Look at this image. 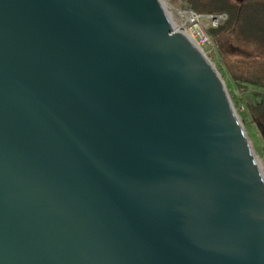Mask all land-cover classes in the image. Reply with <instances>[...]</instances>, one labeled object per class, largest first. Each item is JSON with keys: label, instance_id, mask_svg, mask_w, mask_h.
I'll use <instances>...</instances> for the list:
<instances>
[{"label": "water", "instance_id": "1", "mask_svg": "<svg viewBox=\"0 0 264 264\" xmlns=\"http://www.w3.org/2000/svg\"><path fill=\"white\" fill-rule=\"evenodd\" d=\"M0 264H264V172L162 0H0Z\"/></svg>", "mask_w": 264, "mask_h": 264}, {"label": "trees", "instance_id": "2", "mask_svg": "<svg viewBox=\"0 0 264 264\" xmlns=\"http://www.w3.org/2000/svg\"><path fill=\"white\" fill-rule=\"evenodd\" d=\"M180 1L199 14L227 15L207 32L256 126L264 127V0Z\"/></svg>", "mask_w": 264, "mask_h": 264}, {"label": "rangeland", "instance_id": "3", "mask_svg": "<svg viewBox=\"0 0 264 264\" xmlns=\"http://www.w3.org/2000/svg\"><path fill=\"white\" fill-rule=\"evenodd\" d=\"M242 1V0H241ZM164 5H166L170 18L173 21L177 20V9L182 7L180 0H162ZM204 54L210 60L218 73L221 75L225 87L228 90L229 96L234 103L235 111L237 116L239 117V121L245 130L248 140L252 146L253 152L258 158L260 163V167L264 172V140L261 134V131L256 126L254 118L251 116L249 111L246 109L245 101L243 100V96L239 93V91L234 87L233 82L229 74H227L226 68L224 66L223 60L221 59V55L217 50H214L210 47H205L203 49Z\"/></svg>", "mask_w": 264, "mask_h": 264}, {"label": "built area", "instance_id": "4", "mask_svg": "<svg viewBox=\"0 0 264 264\" xmlns=\"http://www.w3.org/2000/svg\"><path fill=\"white\" fill-rule=\"evenodd\" d=\"M227 20L228 17L225 14H199L188 6H182L177 9V20L173 21V25L176 30L188 35L200 49L203 50L205 47H210L217 50L207 30L209 27H218Z\"/></svg>", "mask_w": 264, "mask_h": 264}, {"label": "bare ground", "instance_id": "5", "mask_svg": "<svg viewBox=\"0 0 264 264\" xmlns=\"http://www.w3.org/2000/svg\"><path fill=\"white\" fill-rule=\"evenodd\" d=\"M171 15V14H170Z\"/></svg>", "mask_w": 264, "mask_h": 264}, {"label": "flooded vegetation", "instance_id": "6", "mask_svg": "<svg viewBox=\"0 0 264 264\" xmlns=\"http://www.w3.org/2000/svg\"><path fill=\"white\" fill-rule=\"evenodd\" d=\"M264 140V139H263Z\"/></svg>", "mask_w": 264, "mask_h": 264}]
</instances>
